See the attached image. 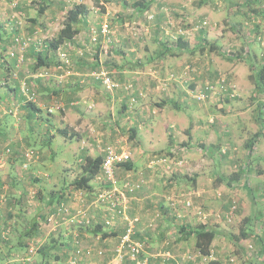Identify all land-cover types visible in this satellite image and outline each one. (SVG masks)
Masks as SVG:
<instances>
[{"label": "crops", "instance_id": "obj_1", "mask_svg": "<svg viewBox=\"0 0 264 264\" xmlns=\"http://www.w3.org/2000/svg\"><path fill=\"white\" fill-rule=\"evenodd\" d=\"M174 1L175 0H151L150 2H152V4L150 8L154 10L155 7L163 5V3L169 2L173 4ZM135 4L136 0H0V60L1 56L8 59L7 63L0 62V144L5 141V146L14 143V148H20V146H18V140L16 139L17 136H14L15 130L12 132L9 131L8 127L7 129L5 127V124L12 125L16 129V132L18 131L20 133L19 135L23 134L21 125H17L15 120L9 121V110H12L10 109V104H15L16 101L20 107L24 108L28 116L33 114L34 109L38 111L46 107L42 106L40 103L38 104L39 106L34 104L36 107L34 108L29 104L31 101L25 103L24 99L26 100L27 98L21 87L23 81L12 76L15 70L20 72V78H23V75L26 73H30L31 75L36 73V75H38L39 71L44 69L52 70V72L56 70V73L52 74L51 77L54 78L55 82L61 81L62 83L64 82V84L57 83V85L54 86V83H51L50 79L45 81L43 78H38L36 80L38 82L37 85L38 88L42 90V93L49 95V97L46 96L47 100L50 98L52 102L63 103L60 113L65 111L67 115H76L77 122L75 123V129H77V131L73 132V134L77 136V139H85L86 132L94 133L97 131V127H102L99 126V124L103 125L104 121L106 124L102 128L110 130L108 126H111L110 133L112 141H119V133L121 132V128L119 127L121 125V127H125V125L128 124L129 132L131 127H135L136 129L130 137L134 148V153L130 159L133 164L132 168L127 169L125 166L121 165L117 170V173L120 174L121 181L128 179L130 183L139 182L140 180L142 182V186L139 190L134 193H127L125 215L116 214L115 224L108 227L105 225L106 222L103 218L106 212L110 213L107 208L105 206H92L93 208L90 210V213L93 212L97 214V219L94 220V223L87 226H79L82 228L77 233L79 238L78 241L82 240L85 247L82 255L79 256L78 259L77 255H75L74 246H72L73 241L75 242V235L73 231L72 234L71 232L68 233L67 229L62 227L57 235H51L50 242L52 241V244L49 245L48 243V248H45L38 258L34 256V260L36 259V264H138L136 261H132L127 257L120 259L114 250L116 243L118 244L121 235L125 232L128 219L137 216L139 220L136 223L134 238L146 244V248L141 256V264H206L209 259H217L221 264H256L257 261L263 262L264 230H261V226L257 224L255 228L252 225L250 227L259 235L257 238V240H259V245H257V247L259 246L258 251H255L254 254L251 253V251L248 250L250 244H248L247 241V243L245 242V246L243 245L241 249L236 247L235 252H233L230 251L231 248L227 246L229 245L227 243L231 239L233 240L235 236L241 235V230L243 228H249L247 224L239 228L238 235H232L223 228L225 226V223H223L224 221H222L223 219H217L215 220L216 224H213L208 221H202L201 216L196 215L198 209H202L203 212L208 210L209 207L206 206L208 205L206 198H208L211 187L209 188L207 182L210 181V184L213 183V174L214 177L219 174L215 162L216 160L212 155L213 163L210 164V161L207 160L209 156L206 155V149L207 147L214 146L215 149H219L220 151L224 144H229L228 141H230L229 138L231 136L235 140H239L237 133H234L232 124L236 123V126L237 124L242 125L245 121L246 123L243 124H248L247 119H245L246 113L233 112L232 110H228L229 113L226 114L220 112L213 113L208 110L209 108L207 105H205V107L199 103L200 107H198V105H193L192 101H196V99L193 98L190 88H193L195 84L189 85L188 81L185 83L174 81L169 88H160L158 86V81L153 76L146 74L148 65L154 59H159L162 65H164L163 69L165 73H168L173 67L175 71L180 70L184 62L187 61L185 60L186 57H189V55H192V57L190 56L191 58H197L195 61L199 60L205 63V57L208 53L205 54L200 52L192 54V52H190V54H186L188 51H178L176 46L177 42L171 40L168 34L170 31L165 27L169 25L166 20H168L170 16L160 13L156 14L154 19L150 21L146 18V12L149 13L150 8L137 7ZM74 11H82V13L80 12L78 15L79 20L74 23L71 22V24H73V29L76 30L77 33L70 39H64L58 44V47L53 49L50 47L49 43L55 38H58L60 30L65 26V23L68 22L69 14ZM83 11H85V13H83ZM208 15L211 18L221 17V19H223H220L221 21L219 20L220 24H222L221 28L225 27V24L222 23L225 20L231 28V32H238L236 34H243V36L254 35L253 40L247 41V37H244L245 40L242 38V41L246 45H243L240 50L244 51L245 49V51H247L250 42L259 43L262 50H264V23L261 24L256 22L257 18L260 20L262 19L264 22L263 14ZM109 17L121 20V22H124V25L128 24V20L132 21L143 17L145 22H148L150 28L143 30V34L148 35L149 42L152 40L151 42L154 43V47L150 52L151 56H149L148 59H145L146 57L141 58L139 54L141 51L140 42H136L134 31L131 30V32H129L128 28L122 26L116 28L118 31L115 32L114 36L112 34L113 38L115 37L120 40L119 43L107 40L101 33L99 34L98 41L92 42V33L90 34L91 28L95 26L100 32L102 20ZM63 20H66V22L64 23ZM170 20L172 19H169V21ZM25 21L27 23L25 26L27 32L23 30V23ZM39 30V34L46 38L45 47L38 51L35 49L34 44L29 46L25 49L24 55L26 58L28 57L30 61L27 62L26 59V62L18 66L17 56L10 57L6 54L11 50L18 49V46L15 45L17 44L15 41L17 33L33 35ZM175 32L177 33V31ZM189 33H193L192 29L189 30ZM257 35L259 36L257 37ZM151 42L149 45H151ZM117 45L121 48L116 49ZM165 45L169 46L172 52L164 54ZM107 47H110L108 52H111L112 56L103 62L102 49H106ZM144 48L146 49L147 47ZM60 51H67L68 56L71 57L69 66L65 64V62L68 63L67 61L58 58L57 52ZM91 51L94 52V54H90L92 53ZM39 52L42 53L40 57ZM31 56H36V58L34 57V60H31ZM245 57H247V55H245ZM207 63L209 65V61ZM103 64H105L108 69L111 66L114 71H118L116 72V76L118 73V77L122 82L136 79L138 94L139 91H145V96L139 98L138 102L132 103L124 88H118L113 92H109L103 88L106 94L105 115L108 114L109 116L107 121H103L101 117L97 119L88 113V111H97L96 104H104V99L98 94V90H100L98 80L91 78V72L94 70L93 68H99ZM58 68H61V70ZM87 93L88 97L85 95ZM3 104H6V108L8 109L4 108L2 106ZM48 105L47 103V106ZM188 105L197 106L196 119L192 115L186 116L188 114L186 110ZM49 108H51L52 113L57 116L58 111L53 106ZM99 111L100 109L98 112ZM200 112L205 113V116H202L204 120H207L205 123L200 121ZM11 114L13 115V113ZM108 121L110 125L107 124ZM214 121H218L222 124V128L226 126L224 128L225 132H223V129H221L216 122L211 123ZM54 123V121L53 123H41L44 144L57 138L58 134L63 135L62 132L68 131L69 126L67 122H64L61 126L54 125ZM119 123L122 124L120 125ZM242 128L245 127L242 126ZM249 128L245 129L249 131ZM123 129L124 128H122V130ZM227 130L231 133L226 132ZM21 137L22 139L27 138L23 135ZM28 142L29 141H26V144H28ZM220 143L222 144L221 146ZM263 146L264 132L255 140L250 155H248L249 151H247L242 156L246 159L249 158L248 162L263 158V156H261L263 153L260 154L259 152V150H262ZM82 148L86 152L85 155H95L93 147L90 146V149H88L82 146ZM162 150L168 151V159L173 158L174 161L179 163H176L174 166H177L170 172L165 171V164L161 165L162 163L156 165L155 168H149L148 166L151 157ZM46 152H49L51 156L55 154L52 149ZM230 154L232 155V153ZM83 158L84 157L81 155L79 158L80 161H82ZM16 159V157H13V163L5 170L11 172V167L16 166L14 163ZM234 159L236 158H231L230 162H234ZM243 162L246 163L245 160ZM212 165L214 169L211 176V174H206V171L208 168H212ZM195 169H200L201 171H196ZM49 173L45 172V175L49 176ZM257 173L264 178L263 169L258 168ZM167 177L169 178L166 179ZM185 177L191 180L189 185L191 189H187V183H185L186 187L183 186L182 179ZM11 181H13L12 178ZM222 187H225L228 191L226 193L229 194L233 190L231 193V195L234 196L233 198H236L240 190H245V193L250 197L249 199L254 202V204L256 203V207L254 208L256 214L250 215L252 221L257 218H264V199L260 197V195H264L262 191L263 188L261 189L255 184L253 186L243 181L233 183L232 185L222 183L213 189ZM93 188L98 189L99 186L95 185ZM258 189L261 190L259 191ZM14 191L17 192L16 189ZM90 192H92V190H78L72 187L63 188V185L57 192H53L52 189L50 194L61 195V193H63L64 195L61 197V201L55 203L51 207H46V200H48L49 196L46 198L43 212H47V214L44 215L43 213L42 218L45 220L50 218L56 206H60L64 202L71 206H77L76 201H73L74 195H87ZM180 192L187 194L186 199L195 200L201 203L202 206L204 205V208L200 205L197 206L198 204L196 205L195 202H193V207H189L186 205L185 200L181 198L177 199L176 204H172L169 200L170 194H179ZM189 194L190 196H188ZM220 195L223 196V192L220 193ZM238 199L240 201L242 200L240 197H238ZM222 206L223 211H226V203ZM240 207H242L241 203ZM218 208L220 209L221 206ZM254 211L253 213H255ZM5 212L8 217L12 216L11 212ZM98 217L101 219L98 220ZM35 220H37V218ZM221 221L223 223L222 226L220 225ZM202 222L205 224L208 223V226L214 227L217 230V236L212 245V255L209 256V258L199 257V253L197 254L195 247L193 229ZM253 238L254 236L250 235V237L246 239L252 240L254 243ZM225 241L227 243H225ZM243 241L244 239L242 238L240 242L244 244ZM49 248H52V250L49 251ZM98 250H103L104 255H99ZM252 254L253 256L251 257ZM9 257L10 259L5 264H14L10 262L12 261L10 254ZM74 259H76V261H73ZM25 264H27V261Z\"/></svg>", "mask_w": 264, "mask_h": 264}, {"label": "rangeland", "instance_id": "obj_2", "mask_svg": "<svg viewBox=\"0 0 264 264\" xmlns=\"http://www.w3.org/2000/svg\"><path fill=\"white\" fill-rule=\"evenodd\" d=\"M252 9H258L259 11H261L262 9V11H264V0H207L206 2H202L201 0H175L173 4L169 2L163 3V5L155 7V11L150 8V12H146V18L150 21L154 19L156 14L162 13L168 14V16H170L168 20H166V22L168 21L169 25L165 27L170 31V33L168 34L172 41L176 40V36L178 35L177 33H179L178 28L179 30L192 29L193 36L191 35L190 37H194L195 35H197V33L195 34L196 30L193 28L198 22H203L204 20H206L208 21V23H203V26L207 27L208 38L210 40H218L221 43L220 46L222 48H225L226 54L221 53L219 50L210 51L208 47L207 50L203 51V53L205 54L208 53V55H206L205 57V63L200 62L199 60L195 61L197 58H191L192 55H189V57H186L185 59L187 60L184 62L185 65L183 64L180 70L175 71L173 67L171 68V70H169L168 73H165L163 69L164 65H162V62H160V60L156 58L158 61L154 59L148 65L146 71V74H149V76H153L158 81V86L163 89L169 88L174 81H177L179 83H185L186 81H188L189 85L195 84L193 88H190L193 98L196 99V101H192L193 105H198V107H200V105H203L204 107L205 105H207L209 108L208 110L213 113L220 112L222 114H226L229 113L228 110H232L233 112L246 113L245 119H247L248 124H243L246 123V121L243 122V118L242 125L237 124L236 126V123L232 124L234 133H237L239 140H235L231 136L229 138L230 141H228L229 144H224L220 151L219 149H215L214 146L207 147L206 149V155L209 156L207 160L210 161V164L213 163L212 157L216 160L215 162L217 165L218 173H231L236 169H239L240 166H243L241 165V161L243 164L244 160L245 162H248L249 158L246 159L244 156H242L244 153L249 151L246 146V141H248L256 132H264V125L260 123V115H258L256 110L259 102L264 103V86L262 87V89L257 86L255 79V72L259 70L260 66L264 63V50H262V47L259 45V43L257 44L254 42L251 46V50H253V53L247 55L248 52L245 51V49L244 51L240 50L242 49L243 45H246L242 41V38L245 40L244 37H247V41H249L254 39V35L243 36V34H236L238 32H231V28L228 26L225 20L222 22L225 24V27L221 28L222 24H220V21L223 19H221V17L211 18L208 14H247V12ZM253 14L259 13L253 12ZM169 19L172 20L169 21ZM104 21L110 22L112 30L110 37L106 38L107 40H112L119 43V39L115 37L113 38L115 32L118 31L116 30V28H120L121 26L124 28L126 27L129 29V32H131V30L134 31L136 35V42H140L139 45L141 51L139 52V54L141 58L146 57L145 59H148L149 56H151L150 52L154 47V43L151 42V40V45H149V36L143 34V30L150 29L148 26V22L146 23L143 17L140 19L137 18L136 20L132 21L128 20L127 25H124V22H121V20H116L110 17L104 18L102 22ZM63 22L65 23L66 20H63ZM256 22H259L261 24L264 23L262 19L260 20L259 18L256 19ZM23 24V30L26 31V21ZM93 30H96L95 35H97L99 39V34L101 32H99V30L95 26H93L90 31V34L92 33L91 40L94 35ZM175 31H177V33ZM39 33L40 30L35 32L33 35L20 33L25 38L31 37L32 40L26 42L25 44L17 43L15 45L18 46L19 51L18 49L10 51L17 56L18 66L26 62V59L27 62L30 61V59H28V57L26 58V56L24 55L25 49H27L29 46L34 44L35 49L38 51L42 49V46L45 47L46 38L42 37ZM258 36L259 35H257V37ZM97 41L92 40V42ZM144 47L147 48L145 49ZM117 48L120 49L121 47L117 45L116 49ZM80 50L82 51V49ZM109 50L110 47L102 49V57L104 58L102 59L103 62L104 60L112 56L111 52H108ZM10 52L6 54L11 57L12 55ZM62 53H64L65 55H63ZM57 54L58 58H62V60H65V58L68 59L65 60L68 62H65V64H67L68 66L70 65L71 57L68 56L67 51H60L57 52ZM90 54H94V52ZM186 54H190V52H186ZM245 55H247V57H245ZM34 57L36 58V56ZM34 57L31 56V60H34ZM3 58L5 59V63H7L8 59L5 57H2L1 59L3 60ZM208 61L209 65L207 63ZM58 69L61 70V68ZM93 69L94 70L91 72V78H93L94 80H98V86L100 87V90H98V94L101 96V98L104 99V104H96L97 111H88V113L93 117H96L97 119L98 117H101L103 121H107V118L109 116L108 114L105 115L106 94L103 90V88L105 90L106 88L102 80L96 79L92 74L94 72L99 74L102 70L108 71V67L106 68L105 64H103L99 68ZM19 73L20 72L18 70H15L14 73H12V76L23 81L21 87H23L26 83V87L30 88L29 91L34 92L35 99L31 102H34L37 105L41 103L42 106L46 107H43L38 111L34 109L33 114H30L28 116L24 108L20 107V105L16 101L15 104H10V109L12 110H9V121L15 120L17 125H21V128L23 130L22 135L27 138L22 139V135H19L20 133L18 131L16 132L14 126L5 124L6 129L8 127L9 131L14 132L15 130L14 136H17L16 139L18 140V146H20V148H14V143V145L10 144L5 146V141L0 144V169H2L0 170V257L10 254V256L12 257V261L10 262L14 264H24V258H26L27 264H36V259L34 260V256H37L38 258L43 250H45V248L47 249L48 246L52 244V241L50 242V239L52 237L51 235H57L60 232V229L64 227V229H67L68 233L71 232L72 234L73 231L75 235V242L73 241L72 246H74L75 255H77L78 259V257L82 255L83 249L85 247L82 243V240L78 241L79 238L77 233L82 228L79 226H87L94 223V220L97 219V214L93 212L90 213V210L96 206H105L110 212H106L105 216H103L104 221L106 222L105 225L108 227L113 226L116 219L115 215H125L126 213L127 193H134L139 190L142 186L141 180L139 182L133 183H130L128 179L121 181L120 174L117 173L118 168L121 167V165H119L116 168V177L118 180L116 184L110 182L107 179L95 177L92 181L94 184H92L93 186H99L98 189H91L92 192L87 195H74L73 201H76L77 206H71L68 203L64 202L62 205L56 206V209L53 210L54 213L52 211L53 214H51V217L47 218V220L42 218L43 213L44 215L47 214V212H43V206L45 203L44 201L49 196L52 189L53 192H57V190L62 185L75 188L71 183L76 177L80 176L82 172V161H80L79 158L81 157V155L84 158L86 156V152L82 148V146L88 149H90L91 146L93 147V152L95 155L103 154L105 156L107 146L112 145L119 151H124L129 155V158L131 159L132 154L134 153V148L130 139L131 134L128 129V124L125 125V127H121L122 123H119L121 125L119 127L121 128V132L119 133V141H112L110 133L111 126H108L110 125L109 121L107 122V126L110 130L102 128L106 124L104 121L103 125L99 124V126L102 127H97V131H95L94 133L86 132L85 139H77V136L73 134V132L77 131V129H75V123L77 122L76 115H67L65 111H62L65 114L60 113L63 103L52 102L50 98L47 100L46 96L49 97V95L42 93V90H40L37 85L38 82L36 80L38 78H43L45 81H48L50 79V82L54 83V86H56L57 83L64 84V82L62 83L61 81H59L60 83L58 81L55 82L54 78L51 77L52 74L56 73V70H53V72L49 69L40 70L38 75H36V73H33L32 75L30 73H26L23 75V78H20ZM252 75H254V77ZM116 77L119 78L118 73ZM222 83H224V86H222ZM207 86H212V88L207 89ZM119 87L125 89L132 103L138 102L139 98L145 96V91H139L138 94L136 83L135 87H133L132 84L124 86L123 84L119 83ZM109 91L113 92L115 91V89H109ZM31 93H29L28 96L25 95L27 98L26 100L24 99L25 103H28L31 100L29 98V95H31ZM85 95L88 97V93ZM200 96L204 97L200 99ZM47 103L49 104L48 106ZM193 105L187 106L186 110L188 114L186 116L192 115L196 119L197 106ZM2 106L4 108L7 107L6 104H3ZM50 106H53L58 111L57 116L52 113V109L49 108ZM99 109L100 111L98 112ZM11 113H13V115ZM202 116H205L204 112H200L199 118L200 121L205 123L207 120H204ZM53 121L55 122L54 125L57 126H61L64 122H67L69 126L68 133L67 135L58 134L57 138L48 141L47 144H44V135L43 128H41V123H53ZM215 122L221 129H223V132H225L224 128L226 126L222 128V124H220L218 121H214L211 123ZM242 126H244L245 128H249V131H247V129L245 128H242ZM122 128L124 129L122 130ZM226 132L229 133L230 131L227 130ZM25 140L29 141L28 144H26ZM221 145L222 144L220 143V146ZM8 149H10V151H8ZM49 149H52L55 152L53 156H51L49 152H46L49 151ZM167 152L162 150L158 153H155L148 162L149 168H155L156 165L162 163L161 165L165 164L164 169L166 172L172 171L177 166L174 165L178 162L174 161L173 158L168 159L169 157H164L169 156ZM259 152L260 154L263 153V155H261L263 156V158L254 159L250 162L251 165L247 170V173L249 175L243 178L242 182L244 181V183L252 184L253 186L255 184L257 187L261 189L263 188L262 191L264 192V178L259 176V174L257 173L258 168L263 169L264 172V146L262 147V150H259ZM230 153H232V155ZM161 156L165 159L154 161L153 163L152 159L154 157L159 158ZM13 157L17 158L14 161L16 166L11 167L10 172L9 170L5 169H8L9 166H11L10 164L13 163ZM231 158L236 159H234V162H230ZM213 169L214 167L212 165V168L207 169L206 174H211L212 176ZM250 170L252 171L250 172ZM196 171L201 170L198 169ZM45 172H50L49 176L45 175ZM11 178L13 179V181H11ZM168 178L169 177H167L166 179ZM215 178L216 175L214 177L213 174V183L210 184V181L207 182L209 184V188L211 187L208 198H206V202L208 204L206 206L209 207L208 210L203 212L202 209H198L196 215L201 216L202 221H208L213 224H216L215 220L223 219L222 221H224L223 223H225V226L223 228L232 235H238L239 228L248 223L247 219L250 217V215L256 214V212L254 211L256 203L254 204V202L249 199L250 197L245 193V190H240L236 195V198H233L234 196L231 195L233 190L229 194L226 193L228 191L225 187L213 189L215 187ZM186 179L188 178L185 177L184 179H182L183 186L186 187L185 183H187V189H191V187L189 186L191 180ZM217 182L218 181H216V183ZM128 184H132L133 186L137 187L134 191L131 192L126 188ZM15 189L17 190V192L14 191ZM261 189L258 190L260 191ZM222 192L223 196L220 195V193ZM186 195L187 194L182 192H180L179 194L173 193L170 194L169 200L173 204V199L171 198H174L176 200L182 197L181 199L185 200ZM188 196H190V194ZM263 196L264 195H260L261 199H264ZM238 197H240L242 200L240 201ZM193 202H195L196 205L198 204L197 206H202L201 203L195 200L193 201L191 199V205L189 207H193ZM225 203L228 206L226 207V211H223L222 205ZM240 203L242 207H240ZM114 206L115 208H113ZM220 206L221 208L219 209L218 207ZM233 206H235V208L233 209L234 211L231 212ZM202 207L204 208V205ZM5 211L11 212L12 216L8 217ZM199 211H202L206 216L200 214ZM253 211L255 213H253ZM135 217L137 216H134L132 218ZM36 218L38 220V226L37 228H35L33 235L29 236L26 234V232H28L29 225H31L33 220ZM100 219L101 218L98 217V220ZM81 221H84V223H81ZM107 221H109V223H107ZM222 221L220 223L221 226L223 224ZM137 222L138 221H136V223ZM257 224L261 226V230H264V218H257L256 220L253 219V221L251 220V225L254 228ZM253 240L254 243L252 240L244 239V244L241 243V246H237L232 239L228 241V243L225 241V243L229 244L227 246L231 248L230 251L235 252L236 247H238V249H241L243 245L245 246V242L247 243L248 241V244L250 245L248 246L249 249H247L254 254L255 251H258L256 249L258 242H256L254 238ZM21 241L22 243L26 242L28 244V249L26 247L19 248ZM117 246L118 244L116 243V247L114 249L116 255L120 259H123L125 257L130 259L126 253L122 255L119 254L117 252ZM145 248L146 244L144 250ZM51 250L52 248H49V251ZM98 254L104 255V251L98 250ZM253 254L251 255V257L253 256ZM9 259L0 261V264H5ZM73 261H76V259H74ZM256 264H263V262L257 261Z\"/></svg>", "mask_w": 264, "mask_h": 264}, {"label": "trees", "instance_id": "obj_3", "mask_svg": "<svg viewBox=\"0 0 264 264\" xmlns=\"http://www.w3.org/2000/svg\"><path fill=\"white\" fill-rule=\"evenodd\" d=\"M151 0H136V6L137 7H141V8H147L149 9L152 2H150ZM202 2H206L207 0H201ZM201 3V2H200ZM82 13V11H80ZM79 11H74L71 12V14H69L68 16V22L65 23V26L60 30L59 36L58 38H55L52 42H50V47H52L53 49H55L56 47H58V44L63 41L66 38H71L74 36L75 33H77L76 30L73 29V24L74 22L79 20ZM251 12V13H250ZM253 12L255 13H259L260 15H264V11H259L258 9H252L250 11L247 12V14H253ZM262 12V13H260ZM83 13H85V11H83ZM255 17V16H252ZM257 17V16H256ZM195 29V34L197 33V35H195L194 37H190L192 34L189 33V30H184V29H180L178 35L176 36V46L178 48V51L181 52H192L193 53H200V51H204L207 50V48L209 47L210 51H214V50H219L221 53L226 54L225 48H222L220 45L221 43L218 40H210L208 38V32H207V27L202 25V22H198L196 24V26L193 28ZM193 36V35H192ZM194 38V39H193ZM199 41V42H198ZM198 42V43H197ZM254 42H250L249 45L251 46ZM48 46V45H47ZM247 48V55H250L253 53V50H251V48ZM43 48V46H42ZM199 50V51H198ZM167 52H172L171 48H169V46L165 45V50H164V54ZM209 52V51H208ZM39 57L41 56V52H39ZM175 53V52H174ZM3 56H1L2 58ZM234 57V56H232ZM231 57V58H232ZM1 63H4V60L1 61ZM113 68L110 66L108 69V73L113 77V79L118 82L123 84L124 86L128 85V84H132L133 87H135V83H136V79H130L129 81H124L122 82L121 79H117L116 77V72L118 71H114ZM256 74V84L257 86H259L261 89L264 86V63L260 66L259 70H257L255 72ZM254 77V75H252ZM106 88V86H105ZM119 87V85L117 87H115L114 89L117 90ZM107 90V88H106ZM109 91V90H107ZM110 92V91H109ZM30 105H32V107H35V103L33 102H29ZM257 113L259 116V120L260 123H262V125H264V103L263 102H259L257 108ZM135 127H131L130 128V132L131 135H133L134 133ZM63 135H67V132H62ZM262 132H256L248 141H246V146L249 150V154L250 152L253 150V145L255 144V140L257 139V137L261 134ZM104 160V155L103 154H98V155H86L85 158H83L82 160V172L80 174V176L76 177L73 181H72V185L76 188V189H87V190H91L93 188V184L92 181L95 177H97L100 173H101V168H102V163ZM119 165L125 166L127 169H131L132 168V161L130 159L121 162ZM238 170H235L231 173H219L216 178H215V187L221 185L222 183L226 182L228 185H232L233 183H239L242 182L243 178H245L247 175H249L247 172L248 167H250V162H246V163H241ZM252 170H250L251 172ZM216 181H218L216 183ZM64 187H70V186H65ZM63 193H61V195L58 194H49L48 200H46V207H51L53 206L55 203L61 201V197H63ZM228 206V205H227ZM10 213V212H8ZM251 220L252 217H249L247 219L248 223L247 227L249 228H243L241 230V235L239 236H235V238L233 239L235 244L238 246L240 245V241L246 238H249L250 235H253L255 240L258 242L259 245V240H257L258 238V233L255 232L251 227ZM38 226V221L37 220H33L32 224L28 227V232H26L27 235L32 236L33 232L35 230V228H37ZM193 233H194V237H195V247H196V251L197 254L199 253V257H207L209 258V256L212 255V245H213V241L215 240V237L217 236V230L214 227L208 226V223L205 224L204 222L198 224L194 229H193ZM28 244L26 242L22 243L19 245V248H24L26 247L28 249ZM257 250H259V246L257 247ZM7 256H1L0 257V261L2 260H7L9 259ZM28 256V255H26ZM264 262V261H263ZM26 263V258H24V264ZM206 264H221L219 260L217 259H209Z\"/></svg>", "mask_w": 264, "mask_h": 264}, {"label": "built area", "instance_id": "obj_4", "mask_svg": "<svg viewBox=\"0 0 264 264\" xmlns=\"http://www.w3.org/2000/svg\"><path fill=\"white\" fill-rule=\"evenodd\" d=\"M203 23L206 24V23H208V21L204 20L202 22V25H203ZM100 27H101L100 32L106 38H109L111 31H112L110 22L104 21V22H102ZM93 31H94V35L92 37V40L97 41L98 37H97V35H95L96 30H93ZM31 40H32L31 37L25 38L20 33L17 34L15 37V41L17 43H24L25 44L26 42L31 41ZM10 53L12 56H16L13 52H10ZM62 54L65 55L64 53H62ZM3 60L5 63L4 58H3ZM3 60L1 59L0 62ZM65 60H68V59L65 58ZM92 75H94V77L96 79L102 80L103 84L106 86V88L108 90L113 89L119 85V83L113 79V77L108 73V71L102 70L101 73L97 74L94 72ZM222 86H224V83H222ZM22 88L24 90V93L27 96L29 93L32 92V91H29L30 90L29 87H26V83L24 84V86ZM211 88H212V86H207V89H211ZM200 97H201L200 99H202V97H204V96H200ZM29 98L31 99L30 101L35 99L34 92H32L31 95H29ZM8 151H10V149H8ZM164 157L167 158V156H164ZM164 157H162V156L159 158L154 157L152 159L153 163H154V161H159V160L165 159ZM128 159H130L129 155L126 154L124 151H119L117 148L113 147L112 145H108L106 148L104 160L102 163L101 173L97 177L107 179L110 182L116 184L118 182L117 177H116V168H117V166H119V164L121 162H124ZM136 187L133 186L132 184H128L126 186V188L129 189L131 192L134 191ZM101 196H100V198H101ZM102 199H104V198H102ZM171 199H173V204L177 202V199L176 200L174 198H171ZM185 202L188 206L191 205V199L185 198ZM113 208H115V206ZM234 208H235V206L232 207L231 212L234 211L233 210ZM61 210H62V208H61ZM199 213L206 216L202 211H199ZM136 221H138L137 217L129 218L128 224L125 228V232L120 237V240H119V243L117 246V252L121 255L126 253L131 260L136 261L138 264H141L142 263L141 256H142V253L144 252L145 244H144V242L134 238ZM81 223H84V221H81ZM107 223H109V221H107Z\"/></svg>", "mask_w": 264, "mask_h": 264}]
</instances>
